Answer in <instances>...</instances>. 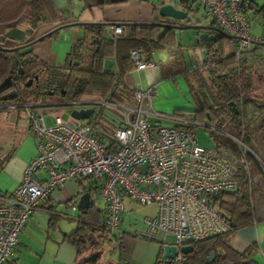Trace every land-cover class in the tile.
<instances>
[{
  "label": "built area",
  "instance_id": "1",
  "mask_svg": "<svg viewBox=\"0 0 264 264\" xmlns=\"http://www.w3.org/2000/svg\"><path fill=\"white\" fill-rule=\"evenodd\" d=\"M194 1L206 9L218 28L235 38L238 60L261 44L251 33L253 19L245 8L247 2L259 0ZM125 31L126 26H115L113 36ZM131 60L134 72L156 67L141 48L132 51ZM156 96L157 86L145 90L137 86L135 106L93 99L0 106V110L22 111L37 142V154L27 165L21 185L0 197V264H15L21 232L35 210L70 180L102 183L98 196L110 233L120 229L124 197L142 206L156 205L157 215L144 218L145 227L137 235L148 240L171 237L178 248L174 262L184 261L183 247L232 231L213 200L239 188L241 168L252 182V160L261 172L264 162L243 139L230 133L224 132L239 145L238 154L202 146L198 128L220 130L180 114L157 112L153 109ZM88 110H94L89 120L73 116L74 111ZM99 112L120 124L114 135L119 143L116 152L108 150L91 124ZM40 172L47 174L46 180L37 178Z\"/></svg>",
  "mask_w": 264,
  "mask_h": 264
},
{
  "label": "trees",
  "instance_id": "2",
  "mask_svg": "<svg viewBox=\"0 0 264 264\" xmlns=\"http://www.w3.org/2000/svg\"><path fill=\"white\" fill-rule=\"evenodd\" d=\"M193 1L183 0L186 10L191 11ZM257 3L249 1L245 4L250 17L251 12L264 13V6L260 7ZM62 12L54 0H0V30L6 33L16 27L33 35L43 24L60 22ZM158 24H129L124 35L112 38L106 37L100 27L87 26V36L79 40L66 63L59 67L39 64L30 49L17 51L15 55L25 71L23 75L19 74V67L14 65L11 54L0 49V86L11 79L0 89V106L80 99L135 106V89L124 83V76L135 68L131 60L132 51L141 48L154 62L157 52H166L169 61L161 63L163 79L185 77L190 93L196 99L195 118L203 119L208 126L220 130H206L214 146L220 151L238 154L239 145L225 132L243 139L252 148L255 132L264 131V47L259 44L253 52L248 53H255L258 49L263 51L254 60H249L245 55L238 60L235 52L228 54L225 51L223 43L226 38H219L216 43L207 44L208 60L204 66L191 70L186 60L185 46L179 41L176 31L161 28ZM6 40L4 34L0 33V48H6ZM108 60L113 65L106 71ZM35 76L38 79L28 86ZM4 97L12 99L5 101ZM231 103L236 104L237 112L232 110ZM91 124L108 150L116 152L119 143L114 135L120 124L104 112H99ZM11 155L12 152H7L4 156V149L0 147V173ZM252 161L253 176L261 174L257 162ZM240 170L239 188L221 193L213 200V205L229 220L232 231L194 242L193 253L184 255L183 262L172 264H258L248 254L238 253L231 246L238 231L259 221L252 204L251 184H254V180L250 182L246 171L243 168ZM80 186L84 191L88 189L89 194L96 198L102 183L86 179L80 180ZM103 214L104 211L98 209L95 201L80 212L77 229L68 237L79 255L98 249L100 239L106 238L109 231L104 224ZM54 216L52 214V220H55ZM213 252L216 258L208 262ZM157 264H163V254H160Z\"/></svg>",
  "mask_w": 264,
  "mask_h": 264
},
{
  "label": "crops",
  "instance_id": "3",
  "mask_svg": "<svg viewBox=\"0 0 264 264\" xmlns=\"http://www.w3.org/2000/svg\"><path fill=\"white\" fill-rule=\"evenodd\" d=\"M168 4L174 5L179 10L186 7L183 0H68L67 9L60 14V22L43 24L33 35L27 36V42L35 43L26 50L30 49L33 52L39 64L50 67L63 66L73 47L87 36L88 31L85 29L87 26L76 24H107L106 26H88L100 27L106 37L112 38L115 26L127 27L129 24L162 22L159 9ZM190 5L192 23L217 27L213 17L200 3L193 1ZM177 24L190 25L187 21L177 22ZM176 35L182 44V39L191 44L190 47L183 44L186 60L191 70L204 66L208 60L207 44L217 41L197 42L195 32L192 30L176 31ZM209 35L218 38L216 32L209 31ZM253 36L264 42V33L261 37ZM232 41H235L237 47L235 38H226L223 43L228 54L236 50L235 48L232 52L228 51V44ZM24 44L6 40L4 46L13 49ZM205 51L207 58L203 54ZM157 53L159 60L155 59L156 67L141 72L127 73L124 76L125 85L133 90L137 86L144 90L157 86V96L153 102L154 110L164 114H180L205 123L203 119L199 120L194 116V110L197 107L196 99L194 102L191 100L190 88L185 77L163 79L161 63L169 61V58L166 52ZM189 113L193 116L188 117ZM27 127L29 133L22 138L0 173V197L8 196L18 189L23 182L27 165L37 154V142L31 133L28 121ZM37 178L46 180L47 174L40 172ZM81 188L80 180H70L65 188L54 193L50 200L39 204L21 232L15 264H157L160 254L164 255V247L169 243L172 244L173 240L168 241L167 237L161 238V236L157 240L140 238L137 231L144 227H141V223L138 226L137 220L140 221V219L135 216L139 209L136 207L137 203L127 197H124L126 210L122 216L120 229L115 233L107 232L106 238L100 239L98 249L79 255L69 243L68 237L77 229V220L82 211L80 204L89 194L88 189L80 194ZM93 201L96 202L99 210L104 211V204L99 196L96 198L91 196L89 205ZM1 203L0 200V205ZM74 207L77 208L76 211H73ZM156 208H148L147 217H155L158 212ZM52 214L55 215V220H52ZM103 215L105 217V212ZM231 246L236 252L246 253L258 264H264V217L259 218L255 225L238 231Z\"/></svg>",
  "mask_w": 264,
  "mask_h": 264
},
{
  "label": "rangeland",
  "instance_id": "4",
  "mask_svg": "<svg viewBox=\"0 0 264 264\" xmlns=\"http://www.w3.org/2000/svg\"><path fill=\"white\" fill-rule=\"evenodd\" d=\"M258 4L260 7L264 6V0H259ZM253 19V25L251 33L257 37H261L264 33V13L262 14H250ZM182 42L185 46L190 47V42L182 39ZM262 43V41H261ZM236 45L235 41L229 42L228 44V51L232 52L235 50ZM189 55V51L186 52ZM263 51L261 49L256 50L255 53L246 54L249 60H254L256 57H259ZM189 58V56H188ZM155 59L159 60L158 53L155 55ZM187 83L185 84V86ZM132 86V85H131ZM188 87V86H187ZM189 93V92H188ZM191 100L194 102V97L189 93ZM188 117L193 116V114H187ZM68 118V114L65 116ZM194 118V117H193ZM27 119L22 111H8V110H0V147L4 149V156L7 152H13L15 148L19 145L22 138L29 133L27 129ZM197 136L199 142L202 146L207 148H213V143L209 138L207 132L203 129H197ZM252 149L253 151L259 156L260 160L264 162V131L257 130L255 132V136L253 138ZM254 184L252 187L253 197H252V204L255 207V211L257 213V217L262 218L264 217V171L261 174H257L253 176ZM100 204V202H99ZM136 207L139 209L137 210L135 216L140 219L137 220L138 226L141 223V227H145L143 224V219L147 217L148 211L150 207L156 208V205L152 206H142L137 203ZM157 209V208H156ZM161 238L165 237L164 235H160ZM168 241H172L171 237H167Z\"/></svg>",
  "mask_w": 264,
  "mask_h": 264
},
{
  "label": "water",
  "instance_id": "5",
  "mask_svg": "<svg viewBox=\"0 0 264 264\" xmlns=\"http://www.w3.org/2000/svg\"><path fill=\"white\" fill-rule=\"evenodd\" d=\"M54 3L56 7L64 11L68 7V0H54ZM159 15L163 19V22H160L158 25L161 28H172L175 31H189L192 30L195 32V35L197 37V42L201 43H210V42H216L218 38H228V39H233L234 37L228 35L225 33L223 30H221L218 27L215 26H201L193 22V18L190 15V11L186 10L185 8L183 10L177 9L174 5L168 4L161 6L159 9ZM187 21L190 25L186 26H180L177 24V22H185ZM76 25H81V26H88V25H94V26H106L107 24H76ZM147 25H152V24H147ZM209 31L216 32L218 34V38L216 36H210ZM1 34H4V37L8 40H13L16 42L20 43H25L24 45L9 49V48H0L3 51H7L8 53L11 54V58L14 60V65L19 67V74L23 75L25 73L24 69L22 66H20V61L17 59L15 53L17 51L24 50L28 47H31L33 43L35 42H27V36L28 33L22 29L19 28H12L8 32L4 33L3 30H0ZM28 43V44H27ZM261 47H264V42L261 43ZM205 57L207 58V52H203ZM113 65V62L111 60H108L106 62V71H109ZM36 79H38V76H36ZM11 79L9 78L7 81L3 83V85L0 86V89L4 88L8 82H10ZM33 83V80H30L28 83V86H31ZM5 100H8L5 99ZM230 107L232 108L233 111L237 112V107L235 103H231ZM94 114V110H88V111H74L73 116L79 120H89L91 116ZM90 195L87 194L83 201L80 204V208L82 210H86L89 206L90 202ZM194 247L192 245L190 246H185L181 249V252L183 255H189L193 253ZM178 256V248L169 243L164 247V255H163V264H172L174 263V260ZM216 258V253L213 252L211 255L208 257L207 261L211 262Z\"/></svg>",
  "mask_w": 264,
  "mask_h": 264
},
{
  "label": "flooded vegetation",
  "instance_id": "6",
  "mask_svg": "<svg viewBox=\"0 0 264 264\" xmlns=\"http://www.w3.org/2000/svg\"><path fill=\"white\" fill-rule=\"evenodd\" d=\"M28 44V43H27ZM30 80H33V81H35L36 80V76H35V78H33V79H30ZM5 99H7V97H4V100ZM12 98H8V100H11ZM5 101H7V100H5Z\"/></svg>",
  "mask_w": 264,
  "mask_h": 264
}]
</instances>
